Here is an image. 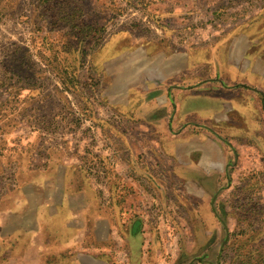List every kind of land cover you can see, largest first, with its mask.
I'll return each mask as SVG.
<instances>
[{
    "label": "rangeland",
    "instance_id": "rangeland-1",
    "mask_svg": "<svg viewBox=\"0 0 264 264\" xmlns=\"http://www.w3.org/2000/svg\"><path fill=\"white\" fill-rule=\"evenodd\" d=\"M246 35L264 48V0H0V222L21 176H49L52 163L64 173L67 161L104 207L105 264H264V147L242 139L210 199L209 244L192 247L195 230L170 191L146 199V261L130 259L127 240L139 215L123 163L150 143L133 114L143 101L131 99L147 94L135 87L171 44L228 50ZM6 249L0 238V264H17Z\"/></svg>",
    "mask_w": 264,
    "mask_h": 264
},
{
    "label": "crops",
    "instance_id": "crops-1",
    "mask_svg": "<svg viewBox=\"0 0 264 264\" xmlns=\"http://www.w3.org/2000/svg\"><path fill=\"white\" fill-rule=\"evenodd\" d=\"M242 38L246 44L236 41L228 50L218 45L202 52L200 46L190 50L178 43L172 49L171 44L156 54L144 84L135 87L147 94L131 99L143 101L133 114L150 143L142 149L144 158L137 157L136 148L123 163L129 169L123 179L134 186L130 197L136 199L133 210L139 215L127 236L133 262L146 261L150 253L151 245L142 237V230L152 223L147 197L165 198L170 191L181 200L188 228L195 230L192 247H204L215 229L210 199L228 175L235 144L242 139L245 145L253 141L264 147V97H258L264 92V48L255 50L247 35ZM52 164L55 172L49 176L42 172L27 179L21 176L17 189L4 192L0 238L7 260L105 264L108 234L103 205L87 179L72 173L71 163L66 161L64 173Z\"/></svg>",
    "mask_w": 264,
    "mask_h": 264
},
{
    "label": "water",
    "instance_id": "water-1",
    "mask_svg": "<svg viewBox=\"0 0 264 264\" xmlns=\"http://www.w3.org/2000/svg\"><path fill=\"white\" fill-rule=\"evenodd\" d=\"M216 197V195L214 196V198ZM197 260H202L203 258L202 257H198L196 258Z\"/></svg>",
    "mask_w": 264,
    "mask_h": 264
}]
</instances>
